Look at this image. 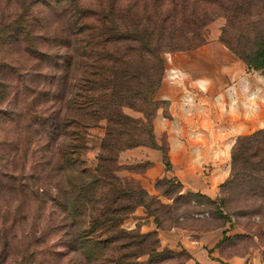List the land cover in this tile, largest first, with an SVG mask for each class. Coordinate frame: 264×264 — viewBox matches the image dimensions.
Masks as SVG:
<instances>
[{
	"label": "rangeland",
	"instance_id": "rangeland-1",
	"mask_svg": "<svg viewBox=\"0 0 264 264\" xmlns=\"http://www.w3.org/2000/svg\"><path fill=\"white\" fill-rule=\"evenodd\" d=\"M80 1L90 9L88 22L83 14L78 17L77 11L63 0H0V264H87L82 252L75 253L74 248L69 247L72 239L67 241L65 235L70 230L64 226L58 204L61 177L57 160L67 143L66 133L60 129L59 122L64 120L68 99L67 94L57 93V81H52L53 77L56 78L58 64L65 57L72 59L74 55L70 53L76 52L80 46L102 53L103 47L97 42L106 36L96 34L94 39L96 32L93 30L102 25L108 12L146 10L145 15L153 18L156 15L154 7H159L168 22H171L173 10L177 11L179 21L192 18L198 21L205 7L201 0ZM100 11L104 13L100 14ZM191 11L194 12L192 15ZM243 20L241 17L242 24ZM80 26L90 30L76 36ZM226 26V18L218 17L207 29L206 45L217 41L210 58L221 61V70L241 61L221 43ZM28 28L33 36L30 40L23 30ZM242 28L237 26L236 37ZM199 49L183 53H195ZM175 54L180 53L163 56L165 65L166 56ZM195 59L203 61L207 56L198 55ZM182 63L191 65L189 60ZM48 69L49 72L45 73ZM214 70L209 68L211 73ZM250 72L258 74L264 70ZM189 76L188 80L192 82ZM69 82L70 79L67 85ZM230 87L225 81L215 95L222 94L227 100ZM194 91L196 95L191 94L195 106L203 93ZM156 98L159 109L153 120L154 136L156 144L168 154L169 169L162 151L156 150L161 154L165 176L147 181L145 174L153 167L152 162H139L136 157L122 158L124 153L136 149L155 150L139 147L120 154L122 170L118 176L139 183L166 207L157 211L162 229L144 208H138L123 228L141 234H157L160 250L176 254L167 264H186L188 258L183 254L185 250H171L160 239V233L174 229L190 232L195 238L197 234L223 233L217 245V259L220 261L235 257H258L264 261V146L259 145L254 150L257 152L251 151V156L256 158L247 169L249 174L245 173V178L241 177L230 189L224 187L231 178V155L238 139L264 131V128L243 135L233 131L215 136L178 134V144L183 142L179 148L181 153L172 158L167 133L156 135L164 127L163 121L155 124L158 113L162 110V115L171 119L167 104L160 101V91ZM245 109L239 103L230 113L219 111L223 115L220 123L225 124L223 118L226 116L229 123L235 121L239 125L245 122ZM125 113L134 119L142 118L141 114L129 109H125ZM105 126L106 123L101 122L98 128L89 131L88 150L83 159L90 171L97 167ZM197 148L204 150L200 160L195 152ZM164 179L171 181L173 186L163 183ZM166 191L171 194H165ZM178 195L182 196L181 199ZM72 228L71 233L75 231ZM147 259L144 257L139 261Z\"/></svg>",
	"mask_w": 264,
	"mask_h": 264
},
{
	"label": "trees",
	"instance_id": "trees-1",
	"mask_svg": "<svg viewBox=\"0 0 264 264\" xmlns=\"http://www.w3.org/2000/svg\"><path fill=\"white\" fill-rule=\"evenodd\" d=\"M63 1L77 11L78 17L83 14L89 21L90 9L80 0ZM201 1L205 7L198 21L194 18L179 21L177 11L173 10L171 22H168L159 7H154V21L145 15L146 10L108 12L102 25L93 30L96 32L94 39L96 34L106 36L97 42L103 47L102 53L80 46L70 53L74 55L72 59L62 58L56 68V78L52 81H57V93L68 96L64 120L59 122L67 143L57 160L61 177L58 204L64 226L70 230L65 235L67 241L72 239L69 247L74 248L75 253L82 252L87 264H167L176 255L160 250L157 234H141L123 228L138 208H144L162 229L157 211L166 207L139 183L118 176L122 170L120 154L139 147L162 151L169 169L168 154L156 144L153 128L159 109L156 97L166 69L163 56L205 46L208 26L216 18L225 17L227 26L222 32L221 43L248 70H264V0ZM183 10L188 12L187 8ZM193 13L191 11V15ZM241 17H244L243 24L247 22L244 26ZM239 25L243 28L236 37ZM23 30L27 40L33 39L29 28ZM86 30L90 29L80 26L76 36ZM95 62L98 64L92 65ZM125 109L141 114L142 118L128 116ZM101 122L106 123L105 135L97 167L90 171L83 157L88 150L89 131L98 128ZM259 145L264 146V131L238 139L232 150V172L224 186L226 189L241 177L245 178L251 161L256 158L251 156V151L257 150ZM162 182L173 186L169 180ZM165 194L171 193L166 191ZM181 197L178 195V199ZM71 227L75 230L72 233ZM183 254L187 255V261L191 260L188 253L183 251ZM144 257L147 261H139Z\"/></svg>",
	"mask_w": 264,
	"mask_h": 264
},
{
	"label": "crops",
	"instance_id": "crops-1",
	"mask_svg": "<svg viewBox=\"0 0 264 264\" xmlns=\"http://www.w3.org/2000/svg\"><path fill=\"white\" fill-rule=\"evenodd\" d=\"M216 46L217 41L200 48L195 53L166 56L167 63L160 90V101L167 104V112H169L171 119L165 118L161 110L155 124L163 121L164 127L156 135L161 132L167 133L172 158H176V155L181 153L179 151H181L183 142L180 141L178 144L176 138L178 134L215 136L221 132L226 135L233 131L243 135L252 134L254 130L264 128V72L251 73L241 61H235L234 65L221 70V61H218L216 57L210 58L211 52ZM198 55L207 56V60H196ZM183 60L191 61V65L185 66L182 63ZM209 68L215 69L213 73L209 71ZM172 70L184 74V80L181 82L171 81ZM188 76L192 77V82L188 80ZM225 81L231 86L227 90L229 96L226 94L228 102L222 94L215 95ZM194 90L198 94L203 93L198 99L199 103L195 106L184 104L191 93L195 94ZM239 103H242L243 107L246 108L244 115L246 121L236 125L235 121L229 123L226 116L223 118L225 124L220 123V117L223 115L219 111L225 110L230 113V111L235 110V107H238ZM254 116L257 118H253ZM202 151L204 150L201 148L195 150L199 155L198 160L201 159ZM124 154L122 158L126 156L125 159L136 157L139 158V162L150 161L153 163V167L145 174L147 181L165 176L162 173L164 166L159 151L141 148ZM212 157L215 158V156ZM178 177L181 179L180 176ZM222 237L223 233L218 231L197 234L196 238L190 232L181 229L160 233V239L167 248L185 250L191 256V260L187 261L186 264H264V261L258 257H235L228 261L218 260L217 245Z\"/></svg>",
	"mask_w": 264,
	"mask_h": 264
},
{
	"label": "built area",
	"instance_id": "built-area-1",
	"mask_svg": "<svg viewBox=\"0 0 264 264\" xmlns=\"http://www.w3.org/2000/svg\"><path fill=\"white\" fill-rule=\"evenodd\" d=\"M170 79H171V81H173V82H181V81H182V74H181L179 71H177V70H172V71H171ZM193 102H194V97H193L192 94H190V95L187 97V99H186V101H185V104H186V105H189V104H193Z\"/></svg>",
	"mask_w": 264,
	"mask_h": 264
}]
</instances>
